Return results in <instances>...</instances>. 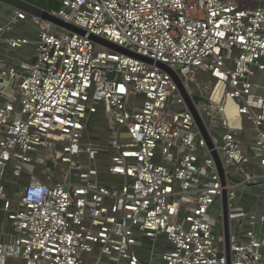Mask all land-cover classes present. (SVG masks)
I'll list each match as a JSON object with an SVG mask.
<instances>
[{"label": "built area", "instance_id": "obj_1", "mask_svg": "<svg viewBox=\"0 0 264 264\" xmlns=\"http://www.w3.org/2000/svg\"><path fill=\"white\" fill-rule=\"evenodd\" d=\"M59 2L84 33L0 10V264H228L224 190L264 264V0ZM91 35L178 73L225 185L171 74Z\"/></svg>", "mask_w": 264, "mask_h": 264}, {"label": "water", "instance_id": "obj_2", "mask_svg": "<svg viewBox=\"0 0 264 264\" xmlns=\"http://www.w3.org/2000/svg\"><path fill=\"white\" fill-rule=\"evenodd\" d=\"M0 4L9 6V7L14 8V9L22 10V11L26 12L27 14L39 17L45 21H49L51 23L65 27L69 30L79 32V33H84V31L82 29H80L79 27L65 22L61 18L53 15L47 8L40 6L34 2H31L28 0H0ZM91 38L95 42L102 44V45L108 47L109 49H111L115 52L122 53L125 55H129L131 57L145 61L147 63H155L158 66H160L162 69H164L165 71H167L168 73L171 74V76L174 78V80L178 84L180 91H181L190 111L192 112L202 135L206 139L207 145H208L209 149L211 150L213 157L215 158L220 176L222 178V182L225 185V183H226L225 169H224V166L222 163V159H221L218 151L215 149L214 141L211 137V134H210L209 130L207 129V127H206V125H205L196 105H195V102H194V99H199V97L195 96L193 98L190 95L188 90L185 88V86L182 82V79L180 78L178 73L174 69H172L168 65H166L165 63H162L160 61H155V60H153L147 56L138 54V53H136V52H134L128 48H125L124 46H121L115 42H111L105 38H102V37L96 36V35H91ZM223 207H224V224H223V227H224V232H225L224 249H225V254L227 257V262H228V264H231V260H232L231 238H230L231 231H230V221H229V216H228V203H227V192H226V190L223 191Z\"/></svg>", "mask_w": 264, "mask_h": 264}, {"label": "rangeland", "instance_id": "obj_3", "mask_svg": "<svg viewBox=\"0 0 264 264\" xmlns=\"http://www.w3.org/2000/svg\"><path fill=\"white\" fill-rule=\"evenodd\" d=\"M28 1H31V2H34V3H36V4H38L39 3V1L42 3L43 2V0H28ZM235 2H236V4L239 6V7H254V6H256L257 4H259V0H234ZM40 4V3H39ZM38 4V5H39ZM204 77H206V76H204ZM208 78H210V76L209 75H207V79ZM202 85H203V83H202ZM191 89L193 90V92H194V94L195 95H198V94H200V89H199V87L196 85V84H194V83H192L191 84ZM215 136H216V138H217V140H218V144H219V146H221L222 145V141H221V138L219 137V135L218 134H214ZM85 140H87V136H85ZM201 157L203 158V155H201ZM61 167H63V168H67V165H61ZM257 189H255V191H256ZM14 193H15V190L14 191H11L10 192V195L11 196H13L14 195ZM2 208V204L0 203V209ZM1 216H3V214H1ZM218 229V231L217 232H215V236H216V238H218V237H220L221 235H222V231H221V221L219 220L218 221V227H217Z\"/></svg>", "mask_w": 264, "mask_h": 264}, {"label": "trees", "instance_id": "obj_4", "mask_svg": "<svg viewBox=\"0 0 264 264\" xmlns=\"http://www.w3.org/2000/svg\"><path fill=\"white\" fill-rule=\"evenodd\" d=\"M39 3L38 4L40 6H43L47 9H59L61 7V3L59 2V0H43L42 3L40 1Z\"/></svg>", "mask_w": 264, "mask_h": 264}, {"label": "crops", "instance_id": "obj_5", "mask_svg": "<svg viewBox=\"0 0 264 264\" xmlns=\"http://www.w3.org/2000/svg\"><path fill=\"white\" fill-rule=\"evenodd\" d=\"M9 6H6V5H3V4H0V10H2L3 12H6L8 13V15L10 14V12H8V8Z\"/></svg>", "mask_w": 264, "mask_h": 264}]
</instances>
